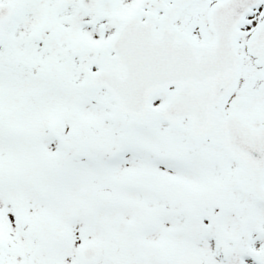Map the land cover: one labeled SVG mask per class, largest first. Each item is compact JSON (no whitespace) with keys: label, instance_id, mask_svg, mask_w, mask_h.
<instances>
[{"label":"snow or ice","instance_id":"snow-or-ice-1","mask_svg":"<svg viewBox=\"0 0 264 264\" xmlns=\"http://www.w3.org/2000/svg\"><path fill=\"white\" fill-rule=\"evenodd\" d=\"M0 264H264V0H0Z\"/></svg>","mask_w":264,"mask_h":264}]
</instances>
